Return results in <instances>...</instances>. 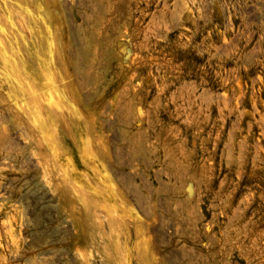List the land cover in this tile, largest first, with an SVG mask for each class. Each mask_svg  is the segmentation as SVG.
I'll return each mask as SVG.
<instances>
[{"label": "rangeland", "instance_id": "obj_1", "mask_svg": "<svg viewBox=\"0 0 264 264\" xmlns=\"http://www.w3.org/2000/svg\"><path fill=\"white\" fill-rule=\"evenodd\" d=\"M0 264H264V0H0Z\"/></svg>", "mask_w": 264, "mask_h": 264}]
</instances>
